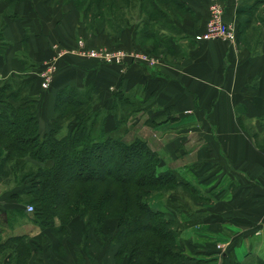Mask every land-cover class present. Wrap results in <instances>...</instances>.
<instances>
[{
  "label": "crops",
  "instance_id": "0c3cea01",
  "mask_svg": "<svg viewBox=\"0 0 264 264\" xmlns=\"http://www.w3.org/2000/svg\"><path fill=\"white\" fill-rule=\"evenodd\" d=\"M182 1L190 14L172 18L180 34L166 32L169 37L154 50L151 39L145 43L135 39L133 27L118 35L117 41L125 49L144 47L157 55L151 65L131 60L98 63L77 54L78 33L98 44L113 43L114 39L104 30L88 32L71 1L17 0L11 7L0 0V13L9 8L15 16L3 15L2 31L8 45L0 53V78L24 70L29 73V94L39 99L40 129L42 122L46 124L56 115L54 95L66 84L92 83L99 105H106L116 92L132 94L134 88L143 107L139 118L156 125L154 133L170 137L159 145L163 152L155 151L164 162L169 158L175 161L173 167L182 181L210 201L199 210L195 205L190 218L178 213L179 222L186 224L180 238L192 242L185 253L198 246L203 249L199 256L215 259L221 254L238 264H264V23L254 19L244 34L237 35L238 0H222L224 19L233 24L236 39L196 40L192 35L205 28L209 0ZM54 44L57 49L52 48ZM58 48L64 52L56 58L54 50L56 53ZM24 56L34 65L26 67ZM48 63L56 67L44 87L39 73ZM159 111L166 115L156 123ZM109 119L115 124L109 116L108 125ZM167 126L172 129L166 131ZM146 141L157 145L153 138ZM23 210L24 204L0 190V264H15L16 249L7 248L4 242L24 236L34 225L20 217ZM69 229L61 241L41 229L28 234H32V252L27 263L119 264L114 244L104 246L93 236L98 247H80L87 244L80 219ZM115 229L116 221L111 218L103 231L112 236ZM45 239L48 245L42 247ZM217 245L221 247L217 249Z\"/></svg>",
  "mask_w": 264,
  "mask_h": 264
},
{
  "label": "trees",
  "instance_id": "16d2710c",
  "mask_svg": "<svg viewBox=\"0 0 264 264\" xmlns=\"http://www.w3.org/2000/svg\"><path fill=\"white\" fill-rule=\"evenodd\" d=\"M6 1L12 7L17 0ZM63 1L73 2L88 32L106 31L114 39L112 48L123 47L118 35L133 27L135 39L139 43L151 39L154 50L167 40L166 32L179 31L172 22L174 14H190L182 0H122L120 4L116 0ZM236 7L237 35L244 34L254 19L264 23V0H238ZM4 14L15 17L9 8L0 13V53L8 45L2 31ZM22 59L26 67L34 65L27 56ZM30 83L25 70L0 78V182L12 172L10 161L17 166L27 157L39 162L35 171L26 170L16 189L7 192L10 197L20 204H32L30 219L41 226L42 233L62 239L74 219L80 218L90 241L93 229L100 233L107 218H116L114 234L106 235L117 246L114 258L118 262L127 255L126 264H185L182 246L176 241V223L152 208L147 198L150 188L187 184L174 172L156 174L159 157L145 141H126L114 134L122 117L142 111V103L130 93L116 92L106 105H98L99 95L92 83L66 84L56 90V115L50 118L48 131L40 134L39 99L29 94ZM108 116L116 122L114 128L106 127ZM68 117V128L59 136ZM25 207L20 217H25ZM12 243H17L13 263L28 264L32 244L27 236H13L4 246ZM230 259L231 264H238Z\"/></svg>",
  "mask_w": 264,
  "mask_h": 264
},
{
  "label": "rangeland",
  "instance_id": "374dc122",
  "mask_svg": "<svg viewBox=\"0 0 264 264\" xmlns=\"http://www.w3.org/2000/svg\"><path fill=\"white\" fill-rule=\"evenodd\" d=\"M117 3L118 4L122 3V0H116V4ZM159 4H160V2H159ZM169 4L167 3L166 5L170 6V7L173 6L171 3H169ZM208 4H209V2H208ZM79 14H81V13L79 12ZM174 15H177V14H174ZM81 18H82V14H81ZM164 24L165 25H170L169 23H167L165 21H164ZM172 32H174L173 33L174 36L180 34V32L178 30H172ZM78 35H76L75 41L77 40L78 37H82V39H84L86 41V43L88 45H90V46L99 47V45H107V46H110V48H111L112 47L111 45L114 44V43H105V44L99 43L98 44L97 42H93L90 37H86V36L83 37L82 34H80V33H78ZM75 43H76V46H77V41ZM55 46H57V45H55V44H54V46L52 45V48L55 47ZM76 46H75V48H76ZM117 47H120V46H117ZM58 49L60 50L61 53L57 55L58 52L55 53V50H54V54H55L56 58L59 57L64 52L63 49H60V48H58ZM59 50H57V51H59ZM138 51L147 52L144 49V47H140V50H138ZM75 52H76V49H75ZM86 57H88V56H86ZM90 58H95L97 60L96 57H90ZM97 62L100 63L101 61L97 60ZM135 62H137V61H135ZM103 63H105V62H103ZM106 63L113 64L115 62H113V63L106 62ZM47 67L49 69H51L53 71L52 74H54L55 67H56V65L54 63H48L47 66H45V68L43 70H41L39 74L41 75V72L45 71V69ZM40 77H41V80H42V76H40ZM134 91H135V89L133 88L132 92L131 91L130 92L133 94L132 96H134V98H137L135 96V94H134ZM140 112L141 111H133L131 113L127 112V114H129V115H127V116L125 115V116L122 117V120L120 121L121 124H120V126H118V128L116 129L114 134L118 135V136H122L126 141H130L131 139H139V140H141L143 142L145 141L147 143V146L149 148H151L157 154V156L159 157L158 158L159 163H158V166L156 167V174L157 175H159V174L160 175H165L167 172L168 173L174 172L176 174V170L173 167L176 164L175 161H171V160H169L170 159L169 158V159L165 160V162H164L162 160V157H161L160 153L155 151V149H158V151L163 152V149H160L159 145H160L161 142H165L166 141L164 139L170 138V137L165 136L166 134H163V136L160 135V133L157 134L158 131H157V133H154V131H152V129H153V126H156V125L153 124V126H152L151 125L152 122L147 123L146 121H144V118L140 119L139 116H138V114ZM162 113L163 112H160V111L158 112V118H157L156 123L162 121V119H163L162 117H164L166 115V113L164 112L165 113L164 116H161ZM108 117H106V119ZM106 119H105V125H106L107 128H114L116 126V122L114 124L113 122H110V119H109L110 123L108 125L107 122H106ZM98 120H99V118H98ZM49 121L50 120L48 119L46 124H44V122L41 123L42 124V129L39 130L40 134H43V133L48 131V129L50 127V125H49L50 122ZM69 121H70L69 117L66 118L63 121V127L61 128V130L58 133L59 136H61V133H64L66 131V128H68L66 123H68ZM99 122H100V120H99ZM164 129H166V131H167V129H172V126H170V127L167 126ZM157 130H160V127H157ZM150 138H153L155 141H157V145H153V143H151L150 141H149L150 143H148L146 141L147 139H150ZM150 145H151V147H150ZM37 163H39V162L37 160L34 161L33 159H31V157H27L26 160H24L23 163H21L20 166H17L15 164V162L10 161L9 164H8V167L11 168L12 172L8 176V178H4L2 180L3 182H0V190H5L6 192H8L9 190L16 189L17 184L20 182L19 181L20 178L23 176V174L26 172V170L35 171L36 168L38 167ZM185 186L186 185H180V184L176 185V184H174L173 186L172 185L171 186L166 185V186H163V187H160V188H155V189L154 188H152V189L150 188L151 192L148 195L147 203L152 208H154L155 210L163 211L166 220H169L173 224L176 223L177 229H178L176 231L177 232L176 241L179 244H181L180 246H182L181 247L182 250H183L182 251V254H183L182 256H184L185 264H231L230 256L227 259L225 257H223L221 254L218 255L217 257H215V259H212V257H209L207 255L199 256V254H201V251L203 249L198 248V246H195L193 250L190 249V252L188 254L185 253V249H186L188 243H190V245H192V242L189 241L188 243H186L183 239L180 238L182 230H183L184 227H186V224H183V222H181V221L179 222L178 213L181 212L180 214L183 213L182 217L188 218L189 215H191V213L194 212V210H196L197 208L199 210V209L202 208V206H205V205L210 203L208 197L204 196L203 193H199L194 188H192L191 185L187 184V186L186 187ZM24 205L25 206H27V205H31L32 206V204L28 203V202L26 204H24ZM195 205H197V208H196ZM32 213H34V208H33V210H28L26 208L24 222H26L27 225H30V224L33 225V221H31V219H30V218H33L32 217L33 216ZM77 219L79 220L80 218H76L74 220H77ZM109 219H111V218L109 217V218L106 219V221L104 222V225L107 223V221H109ZM114 219L116 221V226H117L118 221H117L116 218H114ZM80 221H82V220L80 219ZM82 224H83V228H84V222L83 221H82ZM39 229H41V226L39 224L38 225L34 224L33 226L28 227V230L25 232L26 233L25 235L28 238L29 244L30 243L32 244V238H30V236L32 234L31 235H28V234H30L32 232H38ZM92 231L90 233H91V235L94 236V238H95V239H93L94 241L98 240L99 242L103 243L104 246H107V245L110 246L109 244H113V243H109L111 236H109L108 234L106 235V233H104L103 230H101L100 233L99 232H95L94 233V229ZM61 235L62 234H59L60 237H62ZM66 237L67 236L63 237L62 239H66ZM59 240L61 241V238H59ZM59 240H58V238H56V241H59ZM86 240H87V244L84 245L82 243V244H80V247L87 248V247H89L88 245L91 246L90 248L98 247V245L96 243H93L92 239L89 241V238H87ZM43 241H44L43 242L44 244L42 245V247L47 246L48 245L47 244L48 243V239H45ZM15 245L17 246V243H12L7 248H12ZM219 247H221V246L217 245V249ZM31 248H32V245L30 246V249ZM126 258H127V255L126 256H122L121 260L119 261V264H126V261H127Z\"/></svg>",
  "mask_w": 264,
  "mask_h": 264
},
{
  "label": "built area",
  "instance_id": "2783aa9c",
  "mask_svg": "<svg viewBox=\"0 0 264 264\" xmlns=\"http://www.w3.org/2000/svg\"><path fill=\"white\" fill-rule=\"evenodd\" d=\"M208 9L209 13L205 21V28L195 32L193 37L196 40H208L212 38L235 40L236 35L233 24L224 19L226 8H224L223 1L209 0ZM76 41L77 46L75 49L78 54L84 57H96L98 61L120 63L132 60L140 63L141 61L146 62L151 65L155 64L157 61V55H152L150 52H142L133 48L124 49V47L110 48V46L107 45H99V47L90 46L82 37H78ZM57 52V55L61 53L60 50ZM52 72L53 71L48 67L45 71L41 72L40 76H42V84L44 87L48 85ZM26 208L28 210H33L31 205H27Z\"/></svg>",
  "mask_w": 264,
  "mask_h": 264
}]
</instances>
